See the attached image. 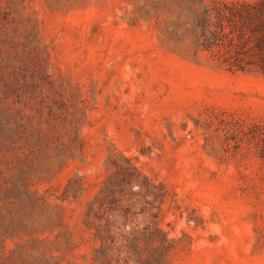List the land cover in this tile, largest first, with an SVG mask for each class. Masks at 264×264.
Masks as SVG:
<instances>
[{"label":"rangeland","instance_id":"374dc122","mask_svg":"<svg viewBox=\"0 0 264 264\" xmlns=\"http://www.w3.org/2000/svg\"><path fill=\"white\" fill-rule=\"evenodd\" d=\"M212 1L0 0V264H264V73L201 49Z\"/></svg>","mask_w":264,"mask_h":264},{"label":"trees","instance_id":"16d2710c","mask_svg":"<svg viewBox=\"0 0 264 264\" xmlns=\"http://www.w3.org/2000/svg\"><path fill=\"white\" fill-rule=\"evenodd\" d=\"M195 29L201 49L208 51L219 67L230 72L264 73V0H213L198 13ZM116 165L123 184L144 187L148 183L133 178L142 172L129 158L126 165Z\"/></svg>","mask_w":264,"mask_h":264}]
</instances>
